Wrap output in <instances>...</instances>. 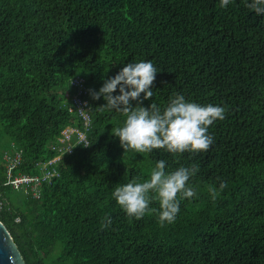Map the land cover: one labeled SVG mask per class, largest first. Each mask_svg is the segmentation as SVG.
I'll return each instance as SVG.
<instances>
[{
    "label": "trees",
    "instance_id": "16d2710c",
    "mask_svg": "<svg viewBox=\"0 0 264 264\" xmlns=\"http://www.w3.org/2000/svg\"><path fill=\"white\" fill-rule=\"evenodd\" d=\"M220 2L0 0V131L8 138L0 219L28 264H264V14L245 0ZM140 61L158 71L141 106L163 110L179 94L225 109L208 128L207 151L125 152L112 135L125 117L100 108L107 101L90 90ZM80 77L84 91L74 84ZM76 96L90 101L89 124L71 110ZM70 127L79 130L71 151L61 142ZM9 151L23 153L15 175H57L39 189L7 184ZM160 160L166 172L198 168L188 181L195 195L164 227L156 213L129 218L112 196L148 179Z\"/></svg>",
    "mask_w": 264,
    "mask_h": 264
},
{
    "label": "clouds",
    "instance_id": "9594fccd",
    "mask_svg": "<svg viewBox=\"0 0 264 264\" xmlns=\"http://www.w3.org/2000/svg\"><path fill=\"white\" fill-rule=\"evenodd\" d=\"M229 3L230 0H221L220 7H227ZM245 6L257 14H264V0H251L250 3L245 0ZM157 73L151 61L129 63L115 77L105 80L99 92L90 90L94 100L103 97L107 101L100 108L114 109L125 117L122 126L112 128V135L119 138L125 152L144 154L163 149L172 154H183L207 151L214 142L208 128L216 120L225 119V109L189 102L179 94L170 98L163 110L154 102L150 107L141 106L143 100L153 97L152 86ZM118 87L120 94L113 95ZM141 94H144L143 99ZM132 101H138L136 106ZM165 168L166 161L160 160L151 169L148 179L143 182L133 179L115 188L112 196L129 218L139 220L146 214L156 213L158 223L164 227L166 223L174 222L180 201L195 195L188 181L198 171L196 166H181L171 172H166ZM219 187L222 191L227 184L221 182ZM208 191L215 201L217 189L210 186ZM153 200L159 203L158 210L150 207ZM105 221H102L103 227H109L111 219L105 217Z\"/></svg>",
    "mask_w": 264,
    "mask_h": 264
},
{
    "label": "built area",
    "instance_id": "2783aa9c",
    "mask_svg": "<svg viewBox=\"0 0 264 264\" xmlns=\"http://www.w3.org/2000/svg\"><path fill=\"white\" fill-rule=\"evenodd\" d=\"M74 84L77 85L81 91H84L85 89H87L84 78L80 77V78L76 79L74 81ZM72 108L74 109L72 111H77V109H78V110H80L81 114H84L85 117L88 118L90 111L92 109V106L90 105V101L84 100L83 98L76 96L75 103L72 105ZM89 122L90 121L88 118L86 123L89 124ZM77 131H79V130L74 128V127H70V128L65 129L63 132L64 137L61 138V142L65 143V144L69 143V146L67 147V149L69 151L72 150V145L70 144V142L73 138V134ZM82 134H85V133L80 132L81 140L87 141L86 134H85L84 139H82ZM65 147L66 146L64 145L60 149L63 150V148H65ZM5 159L7 160V163H8V165H7V178H8L7 184H11L17 188H25V187L28 188L29 186H31L33 189H39V187L41 186L43 181H45L46 179H50L52 177V175L54 176V174L56 172L55 170L54 171L48 170L43 175V177L41 175H29V174L15 175V173H14L15 169L18 168L23 161L22 151L16 152L15 155H12L11 152L9 151L6 153ZM55 159L50 161L48 164H54L55 162H57L60 159V157H57ZM48 164L44 165L45 169H43V170H47ZM47 175H49V177H47ZM1 185H2V180L0 179V208L3 207V201L1 200V195H2ZM40 190H42V189H40ZM35 193H36V196H39L37 191H35Z\"/></svg>",
    "mask_w": 264,
    "mask_h": 264
},
{
    "label": "water",
    "instance_id": "95a60500",
    "mask_svg": "<svg viewBox=\"0 0 264 264\" xmlns=\"http://www.w3.org/2000/svg\"><path fill=\"white\" fill-rule=\"evenodd\" d=\"M0 264H28L11 230L0 219Z\"/></svg>",
    "mask_w": 264,
    "mask_h": 264
},
{
    "label": "rangeland",
    "instance_id": "374dc122",
    "mask_svg": "<svg viewBox=\"0 0 264 264\" xmlns=\"http://www.w3.org/2000/svg\"><path fill=\"white\" fill-rule=\"evenodd\" d=\"M71 110H74V109L72 108ZM84 138H85V134H82V139H84ZM0 141H2V144L0 145V153L5 154V149H6L5 144L7 143L8 138L4 137V135L2 134L1 131H0ZM43 169H45V166L43 167ZM55 175H57V174H54V176ZM47 177H49V175H47ZM52 177H53V175H52Z\"/></svg>",
    "mask_w": 264,
    "mask_h": 264
}]
</instances>
